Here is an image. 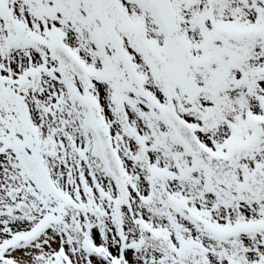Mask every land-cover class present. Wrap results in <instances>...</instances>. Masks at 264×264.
<instances>
[{"label":"snow or ice","instance_id":"1","mask_svg":"<svg viewBox=\"0 0 264 264\" xmlns=\"http://www.w3.org/2000/svg\"><path fill=\"white\" fill-rule=\"evenodd\" d=\"M0 264H264V0H0Z\"/></svg>","mask_w":264,"mask_h":264}]
</instances>
